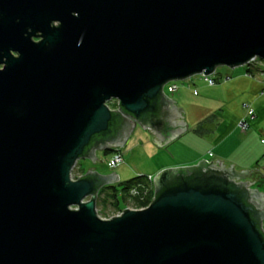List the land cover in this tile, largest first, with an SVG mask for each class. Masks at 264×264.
<instances>
[{
    "label": "water",
    "instance_id": "1",
    "mask_svg": "<svg viewBox=\"0 0 264 264\" xmlns=\"http://www.w3.org/2000/svg\"><path fill=\"white\" fill-rule=\"evenodd\" d=\"M2 57L0 264H264L251 170L162 169L146 207L109 218L117 174L71 178L135 125L158 146L185 130L167 82L264 59V0H0Z\"/></svg>",
    "mask_w": 264,
    "mask_h": 264
},
{
    "label": "crops",
    "instance_id": "2",
    "mask_svg": "<svg viewBox=\"0 0 264 264\" xmlns=\"http://www.w3.org/2000/svg\"><path fill=\"white\" fill-rule=\"evenodd\" d=\"M183 86L182 90L178 87L174 95L171 94L174 92L165 93L177 108H181L180 120L185 122L186 129L158 146L151 140L148 127L143 129L135 125L120 146L123 160V147L141 128L148 136L149 146L156 149L153 154L142 151L148 164L146 175L154 176L166 168L194 165L202 159L220 160L226 168L230 164L237 172L251 170L242 180H256L251 187L264 193V59L257 58L241 67L216 68L213 85H208L199 76ZM175 118L166 120H178V116ZM240 121H245L247 126L241 127ZM99 151L110 156L112 150L96 148V157ZM77 161L81 166L95 167L88 157ZM120 166L100 173L114 172L118 176ZM117 183L119 176L118 181L111 185L115 187ZM123 195L126 196V192L123 191ZM260 202L264 203V200ZM262 227L264 229V220Z\"/></svg>",
    "mask_w": 264,
    "mask_h": 264
},
{
    "label": "rangeland",
    "instance_id": "3",
    "mask_svg": "<svg viewBox=\"0 0 264 264\" xmlns=\"http://www.w3.org/2000/svg\"><path fill=\"white\" fill-rule=\"evenodd\" d=\"M241 67V66H237ZM216 68H224L227 69L229 68L228 66L225 65H219ZM200 75H192L190 77H186L184 79H178V80H173L170 82H175L180 90L183 89V85L189 82L190 79L194 77H199ZM167 85H164V90L166 91ZM177 92V91H176ZM176 92L171 93L174 95ZM180 92V91H179ZM178 92V93H179ZM182 92V91H181ZM110 108L115 109L116 108V101L111 100L107 102ZM147 135L144 133L141 128H138L137 132L132 135L129 140L126 142L125 146L123 147V151L125 154V160L121 163V166L117 169L118 176H119V183L120 182H125L128 181L129 179L133 178L137 174L141 175H146L147 174V159H145L144 154L142 151H146L149 154H153L152 151H156V149L148 144L147 142ZM97 159L101 160L102 162H96L95 167L99 172H110L113 171V168H110L107 166V161L109 159V156L107 154H104L103 152L99 151L97 152ZM88 170V167L81 166L78 161L75 162V165L73 166L71 170V178L76 179L79 176H82L84 174L85 170ZM117 183L115 185L117 193H118V201L120 204V209L124 208H134L135 201L133 199H129L127 196L123 195V190L121 189L122 185ZM153 187V186H152ZM128 198V199H127ZM103 196L99 195L97 196L96 199V212L97 214L102 217V218H109L114 215H118V212H121L118 209V207H115L113 205H109L107 202H103Z\"/></svg>",
    "mask_w": 264,
    "mask_h": 264
},
{
    "label": "built area",
    "instance_id": "4",
    "mask_svg": "<svg viewBox=\"0 0 264 264\" xmlns=\"http://www.w3.org/2000/svg\"><path fill=\"white\" fill-rule=\"evenodd\" d=\"M256 59L257 58H253L250 62L255 61ZM198 75H200L201 79L203 81H205L208 85H213L215 83V71L209 75H204V74H198ZM166 85H167L166 91L175 92L178 89V85L175 82L169 81L166 83ZM163 89H164V86H163ZM239 124L241 125V127H244V128L247 126V123L245 121H240ZM111 150H112L111 154H110L109 159H108L106 164L110 168H115L116 166L121 164L124 160H123V156H122L120 147L115 146ZM137 175H141V174H137ZM152 179H153V175H150V174L144 175L140 181L133 184L132 186H130L126 190V196L129 199H133V201L137 200L139 202H145L147 199L150 198V200L147 204H145L144 206H141V207L135 206L134 207L135 209L144 208L150 203L152 196H153V191H152V193L150 192L151 188L153 190ZM119 213L120 212H118L117 214H119Z\"/></svg>",
    "mask_w": 264,
    "mask_h": 264
},
{
    "label": "trees",
    "instance_id": "5",
    "mask_svg": "<svg viewBox=\"0 0 264 264\" xmlns=\"http://www.w3.org/2000/svg\"><path fill=\"white\" fill-rule=\"evenodd\" d=\"M144 175H137V176H134L133 178L129 179L128 181H125V182H120L119 184L122 185L121 189L126 192V190L132 186L133 184L137 183L138 181L141 180V178L143 177ZM152 188H151V193H152ZM99 195H102L103 198V202H107L109 203V205H113L115 207H118L117 210L121 211L122 209H120V207L118 206V193H117V190L116 188L113 186V185H107L103 188H101L99 190ZM150 198L147 199L145 202H139L137 200H134L135 201V205L137 207H141V206H144L145 204H147L149 202ZM97 205V203H96Z\"/></svg>",
    "mask_w": 264,
    "mask_h": 264
},
{
    "label": "flooded vegetation",
    "instance_id": "6",
    "mask_svg": "<svg viewBox=\"0 0 264 264\" xmlns=\"http://www.w3.org/2000/svg\"><path fill=\"white\" fill-rule=\"evenodd\" d=\"M57 24H58L57 21L52 22V25H57ZM27 31H31V28H27ZM40 34H41L40 31H35V33L31 36L32 41H39L41 39ZM9 51L13 56H18V52L11 49ZM4 60L5 57H2V62H0V69H2L4 66V62H3Z\"/></svg>",
    "mask_w": 264,
    "mask_h": 264
}]
</instances>
